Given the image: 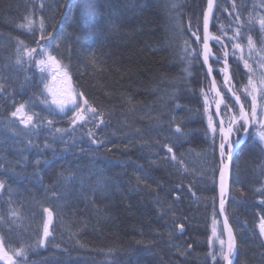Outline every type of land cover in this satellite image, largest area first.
Segmentation results:
<instances>
[{"label": "trees", "instance_id": "1", "mask_svg": "<svg viewBox=\"0 0 264 264\" xmlns=\"http://www.w3.org/2000/svg\"><path fill=\"white\" fill-rule=\"evenodd\" d=\"M42 2L43 10L41 0H0V83L7 89L0 93V163L6 166L0 170L6 186L0 191V236L6 247H24L27 264H214L208 238L214 212L222 229L220 141L217 136L213 145L204 112L201 90L207 92L210 77L184 51L185 41L200 47L192 31L199 24L202 33L207 0ZM232 2L216 0L214 35L220 34L218 24L232 21ZM235 4L233 16L239 13L245 36L253 39L249 63L259 79L264 32L248 19L264 16V0ZM40 16L72 86L104 114L101 128L77 129L64 136L67 144L43 129L31 135L30 146L27 133L16 135L13 129L23 126L10 116L8 93H15L18 104L37 91L27 79L35 69L15 60L18 40L36 46L33 33L20 25L25 17ZM245 72L239 62L234 82L246 83ZM216 79L220 84L222 78ZM172 116L184 133L177 155L183 154L186 172L165 162L163 145L174 139ZM54 119L56 127H68L67 118ZM89 128L104 141L101 146L86 135ZM43 208L53 211L52 235L37 247L47 219ZM226 212L236 240L234 264H264L258 228L264 216V143L255 135L234 156ZM181 223L182 232L175 226Z\"/></svg>", "mask_w": 264, "mask_h": 264}, {"label": "snow or ice", "instance_id": "2", "mask_svg": "<svg viewBox=\"0 0 264 264\" xmlns=\"http://www.w3.org/2000/svg\"><path fill=\"white\" fill-rule=\"evenodd\" d=\"M44 3L41 0L39 5L43 10ZM216 0H207V8L202 13L203 17V34H199V24L195 26V31H192V36L197 44L198 49L191 48L188 41H185V53L194 59L199 60L202 67H206V77H210V86L207 92L201 90L204 95V112L207 116L208 131L211 133L213 145L215 146L216 137L219 136V180H220V215L224 216L222 231L218 230L219 221L215 218L216 213H213L211 236L208 238V244L212 251L208 253L214 264H233V256L236 251V240L233 229L228 222V217L225 215V195L227 192V177L229 173V165L232 161L233 153L240 145L241 139L245 136L255 135L260 143H264V57H261L258 62L261 69L259 79L255 78V70L249 63L251 53L255 50L251 35L245 36V26L241 21L239 13L233 16L236 10L235 0H233L231 8L228 9L229 16H232V21L227 25L218 24L219 35H214L209 31L210 21L219 18L215 16L214 7ZM26 23L21 24V28H26L33 33L35 47H29L23 40H18L17 55L15 63L23 66L28 64L29 68L35 69L33 76L29 82L37 89L27 100L17 102L14 99L15 93H8L9 100L14 111H11L10 116L22 129H13L16 135L22 136L28 134L26 143L34 146L31 135L46 129L50 134H58L59 139L63 143H69L64 140V136H72L77 129H84L88 124H92L93 128H101L104 121V114L88 99L83 91H79L78 87H73L71 77L67 73V65L63 64L62 60L55 54V49L51 47L52 32L47 31L45 20L40 16L38 21L31 17H25ZM258 24L259 29L264 32V16L252 17L248 19V24ZM189 27L193 25L190 23ZM231 30V34H229ZM251 29H248L250 31ZM38 33V35H37ZM245 39L247 43L245 44ZM218 46L217 51L213 50V44ZM59 44L55 48H59ZM245 48L248 50V56L245 55ZM233 60L236 63V68H233L229 61ZM239 62H243V67L246 70L241 74L243 78L247 75L246 83L234 82L236 74L239 70ZM218 65V67H214ZM38 73V75H37ZM214 73L216 75H214ZM63 74L68 81V88L61 94H58L53 88V82L57 80L59 75ZM216 76L222 79L218 85ZM7 91L4 83H0V93ZM208 93L213 94V99H209ZM41 107L40 111H36L37 107ZM179 105H177V108ZM47 112V115H42ZM60 115L67 118L68 127H56L57 121L55 116ZM52 117V118H49ZM226 117V119H225ZM170 125H174L172 138H168L170 142L163 145L166 151L165 162L171 163L177 170L185 167L183 154L177 155L179 148L182 146L183 130L181 125L176 121L175 116L169 121ZM254 129L253 133L249 129ZM86 135L91 139L93 144L98 147L104 141L97 140L96 132L89 128ZM233 135L237 136L235 141L232 140ZM73 140L70 146H74ZM48 147L47 144L44 145ZM227 161V162H226ZM39 165V161H37ZM6 166L0 163V170ZM177 184L176 187H181ZM5 182L0 180V191L5 190ZM11 211L12 216H16L15 211ZM43 213L47 215V219L43 223V236L37 242V247H43L45 241L52 235L50 225L52 224L53 211L50 208H43ZM174 216L175 213H172ZM181 230L184 229V224L175 225ZM259 236L264 246V216L260 218L258 225ZM226 235V239L224 238ZM7 241L3 236H0V261L3 264H27L28 253L24 247L10 248L6 247ZM218 244V247L216 245ZM188 249L192 248L191 244L187 245ZM184 253H181L183 255Z\"/></svg>", "mask_w": 264, "mask_h": 264}, {"label": "water", "instance_id": "3", "mask_svg": "<svg viewBox=\"0 0 264 264\" xmlns=\"http://www.w3.org/2000/svg\"><path fill=\"white\" fill-rule=\"evenodd\" d=\"M215 10H216V6L214 7V13H215ZM212 21H213V20H211V21H210V24H209V31H210V29H211ZM210 80H211V78H210ZM246 138H247V136H245L243 139H241L240 145L246 140ZM240 145H239V146H240ZM239 146H238L237 149L234 151V153H233V157H234V155L236 154V152H237ZM233 157H232V161H233ZM232 161L230 162V165H229V173H228V177H227V192H226V195H225V205H226V203H227V201H228V199H229L230 191H231ZM226 162H227V161H226ZM219 181H220V180H219ZM219 194H220V187H219ZM224 207H225V206H224ZM219 209H220V204H219ZM225 215H227L226 212H225ZM221 217H222V224H223L224 216L221 215ZM228 222H229V219H228ZM229 224H230V222H229ZM230 226H231V225H230ZM225 239H226V235H225ZM234 263H235V254H234V256H233V264H234Z\"/></svg>", "mask_w": 264, "mask_h": 264}, {"label": "rangeland", "instance_id": "4", "mask_svg": "<svg viewBox=\"0 0 264 264\" xmlns=\"http://www.w3.org/2000/svg\"><path fill=\"white\" fill-rule=\"evenodd\" d=\"M53 88L54 90L58 93L61 94L64 91L67 90L68 88V81L67 79L64 77L63 74L59 75L57 77V80L53 82ZM227 214V212H226ZM228 216V215H227ZM221 223H222V217H221ZM218 230L222 231V229L220 228V226L218 225Z\"/></svg>", "mask_w": 264, "mask_h": 264}, {"label": "bare ground", "instance_id": "5", "mask_svg": "<svg viewBox=\"0 0 264 264\" xmlns=\"http://www.w3.org/2000/svg\"><path fill=\"white\" fill-rule=\"evenodd\" d=\"M212 22H213V21H212ZM210 32L212 33V25H211ZM199 34H200V33H199ZM202 34H203V30H202V33H201L200 35L202 36ZM212 34H213V33H212ZM218 85H219V84H218ZM212 95H213V94H212ZM250 130H251V128L249 129V132H250ZM247 138H248V136H247ZM247 138H246V139H247ZM236 139H237V136H236V137H234V136L232 137V140H233V141H235ZM245 141H246V140H245ZM245 141H244V142H245ZM244 142H243V143H244ZM243 143H242V144H243ZM242 144L239 146V148L242 146ZM239 148H238V149H239ZM237 151H238V150H237ZM234 156H235V155H234ZM233 159H234V157H233ZM231 183H232V177H231ZM218 187H220V181H218ZM219 201H220V200H219ZM226 205H227V203H226ZM226 205H225V212H226ZM219 213H220V209H219ZM220 217H221V215H220ZM227 217H228V216H227ZM228 219H229V217H228ZM229 222H230V220H229Z\"/></svg>", "mask_w": 264, "mask_h": 264}]
</instances>
